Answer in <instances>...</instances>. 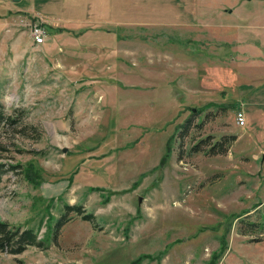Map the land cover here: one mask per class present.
I'll return each mask as SVG.
<instances>
[{
  "label": "rangeland",
  "instance_id": "1",
  "mask_svg": "<svg viewBox=\"0 0 264 264\" xmlns=\"http://www.w3.org/2000/svg\"><path fill=\"white\" fill-rule=\"evenodd\" d=\"M80 1L0 0V264H264V0Z\"/></svg>",
  "mask_w": 264,
  "mask_h": 264
},
{
  "label": "trees",
  "instance_id": "2",
  "mask_svg": "<svg viewBox=\"0 0 264 264\" xmlns=\"http://www.w3.org/2000/svg\"><path fill=\"white\" fill-rule=\"evenodd\" d=\"M25 111L20 109H13L11 112H6L3 105L0 103V131L5 129L6 127H16L18 125H21L20 129H15L16 133L22 136H26L28 138L33 137L32 132H37L36 128L32 125H28L27 123H24V117H25ZM191 121L187 120V122L183 125V132L188 130L190 127ZM30 131V132H29ZM38 134V133H37ZM34 139H38L39 135H34ZM235 139L234 136L229 137H222L219 141H216L212 143V145L207 142L205 145L210 146L209 152L211 154H223L226 151L225 145H229L231 141ZM205 141H200L197 143L194 147V151H199L201 144H203ZM169 146V145H168ZM6 151V148L4 145H0V152ZM164 159L161 161L163 163ZM4 165L0 164V181L1 177L4 173H6V169L3 167ZM18 167V166H16ZM10 168H15V166H10ZM19 168V167H18ZM65 210L74 211L76 215L82 216L83 220L93 222L94 217L92 213L86 214L83 210H81V207H70L68 205L64 206ZM66 212H64L56 221V226L54 230V236L56 232L59 231V228L63 225H65L69 218L66 216ZM250 215H247L245 219L249 220ZM240 220V219H239ZM242 227L244 228V231H241L244 235H253L254 228L257 226L256 223L249 222V223H243ZM264 233V229L261 232V234ZM256 239H252V241H255ZM260 240V239H257ZM43 242L39 240L37 234L34 232V230L30 228L26 229H20V228H14L10 227L7 223H0V251H6L12 255L20 254L24 252L28 247H43ZM211 264V263H210Z\"/></svg>",
  "mask_w": 264,
  "mask_h": 264
},
{
  "label": "built area",
  "instance_id": "3",
  "mask_svg": "<svg viewBox=\"0 0 264 264\" xmlns=\"http://www.w3.org/2000/svg\"><path fill=\"white\" fill-rule=\"evenodd\" d=\"M30 35L33 40V42L36 45H41L44 43L45 38V31L43 28H41L38 24H34L30 26ZM235 120L236 123L240 126H243L245 123V115L242 110H238L235 113Z\"/></svg>",
  "mask_w": 264,
  "mask_h": 264
},
{
  "label": "crops",
  "instance_id": "4",
  "mask_svg": "<svg viewBox=\"0 0 264 264\" xmlns=\"http://www.w3.org/2000/svg\"><path fill=\"white\" fill-rule=\"evenodd\" d=\"M97 2H99V0H97ZM73 4H74L73 2L72 3L71 2L70 3H64V5H62V11L63 10H67L69 6H70L69 8L73 10V8H74ZM90 6H91V1L90 0H87V1L86 0H81L79 3H77V9H79V8L82 9V12L80 13V12H78L79 11L78 10L76 13H79L80 16H83L86 19L88 17V15H89ZM85 9H86V12H85ZM102 11L103 10L100 11L99 9H96L95 10L96 13H101ZM44 13H45V11H44ZM37 14H38V16L39 15L42 16V18L43 17H47L42 12H38ZM49 17H50V15H49ZM52 17H53L52 20H54V21H60L58 18H56L54 16H52ZM43 20H44V18H43ZM44 21H46V20H44Z\"/></svg>",
  "mask_w": 264,
  "mask_h": 264
},
{
  "label": "water",
  "instance_id": "5",
  "mask_svg": "<svg viewBox=\"0 0 264 264\" xmlns=\"http://www.w3.org/2000/svg\"><path fill=\"white\" fill-rule=\"evenodd\" d=\"M15 1H17V0H15ZM195 111H196V109H194V108L191 109L192 113H194Z\"/></svg>",
  "mask_w": 264,
  "mask_h": 264
}]
</instances>
